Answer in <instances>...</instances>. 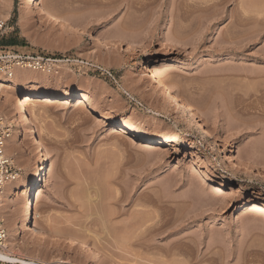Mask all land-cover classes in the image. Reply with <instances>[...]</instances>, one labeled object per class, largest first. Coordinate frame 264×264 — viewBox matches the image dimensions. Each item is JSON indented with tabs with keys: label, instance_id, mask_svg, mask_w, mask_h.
<instances>
[{
	"label": "rangeland",
	"instance_id": "rangeland-1",
	"mask_svg": "<svg viewBox=\"0 0 264 264\" xmlns=\"http://www.w3.org/2000/svg\"><path fill=\"white\" fill-rule=\"evenodd\" d=\"M132 4L30 0L29 27L14 11L0 18V50L53 57L54 71L75 79L8 108L32 161L46 164L16 256L221 264L206 255L213 240L232 249L229 264H264V0ZM11 185L0 189V216Z\"/></svg>",
	"mask_w": 264,
	"mask_h": 264
},
{
	"label": "bare ground",
	"instance_id": "bare-ground-1",
	"mask_svg": "<svg viewBox=\"0 0 264 264\" xmlns=\"http://www.w3.org/2000/svg\"><path fill=\"white\" fill-rule=\"evenodd\" d=\"M28 1H30V0H3V9L0 13L1 20L6 21V22L9 21L11 11H14V12H16V14L18 16V23L22 26L21 29L24 30L27 26L29 27V25H28L29 21L26 17V5H27ZM124 1L127 3V5H129V4L133 5L132 4L133 0H124ZM254 7H255V5H254ZM256 8H258V6H256ZM255 23H256V21H255ZM127 26H129V27H126L129 30L134 29V25L131 26V24H128ZM26 34H28V33H26ZM32 37L34 38V36H32ZM35 44H37V43H35ZM41 45H43V44H41ZM262 59H264V58H262ZM262 63H264V60H262ZM22 73L23 74L25 73V74H24V77L22 78V80L19 81L18 87L9 88V87H5V86L0 85V128L3 129V132H1V133L4 135V141H5V143H4V154H7V156L10 159H12L14 162L20 164L21 168L23 170V175L17 181L13 182L11 185V188L14 191V195H13V198L11 199V203L9 204V209L4 211L5 213L3 212V215L0 216V220L3 222V226L7 230V237H6V239L2 245V248L0 249V262H3L5 264H44L42 262H37L36 260L35 261L34 260H24V259L18 258L16 256V251L17 252L22 251V249L25 248V244H23L20 240L17 239L18 227L21 224H23L26 220L29 219L34 198H37V195H36L37 181H38L42 171L44 169H46V167H45L46 164H45V161H44L42 155H38L37 160L35 162L32 161V159L30 158V154L28 153L27 149L22 144V141L18 138V132L16 131V128L19 126V124L17 121L11 120L12 117H10V115L8 113V108H10L12 106L20 108L29 102H35L34 99H32V98L39 97L41 93L48 92L55 85L60 86L59 84H61V83H62V86L71 85L73 82H75V79H73L72 77H66V75H60L59 73H56V71H54V72H50V71L39 72V71H29L28 70V71L19 72L17 74V76L19 77V75ZM21 76L22 75H20V77ZM255 76L257 77V75H255ZM259 77H262L261 74H259ZM56 81L59 84H57ZM261 87H262L261 89H263V90L258 92V93H261V96L263 97L264 96V88H263L264 84ZM256 91H258V90H256ZM248 94H250V93H248ZM248 94L244 93L243 96L246 97V95H248ZM236 95H238V94H236ZM243 96L239 95L238 98L243 99L244 98ZM174 98H175V96L172 93L166 92L164 94V97H163V102L165 104L170 105V104L174 103V100H173ZM247 98H249V97H247ZM227 109H229V108H227ZM262 111H264V110H262ZM27 113L30 116V118L35 119L39 115L38 107L31 103V106L28 107V109H27ZM173 113L177 114L178 117H183V114L179 109H175V112H173ZM195 113L196 114H203V111L198 109V110H195ZM261 113H263V112H261ZM263 117H264V115H263ZM5 151H6V153H5ZM241 156L245 157V155H241ZM40 166H41V168H40ZM17 186H19V187L17 188ZM2 194H0V195H2ZM259 198H260V194H258V193L253 194L251 204H254V207H256L255 204H258L257 201L259 200ZM31 230L32 231L29 234L30 235L29 239L33 241L34 239H36L37 229H36V227H34V228H31ZM213 242L214 241L212 240V244H213ZM212 244L209 243V247L207 248L208 251L206 252V255L208 254L209 256H211V257L208 256V258L211 259L215 263H218L217 261H219V262H221V264H229L230 259H231V255H232V249L231 248L225 249V246H224L225 251L222 252L223 250L221 249L222 250L221 252L224 254V257L222 256L223 257L222 258L220 256L221 258L219 257V259H218L219 254L217 255L216 253H220L219 252L220 250L218 249L219 250L218 251L217 250L218 247L215 248V246H213ZM214 244H216V242ZM197 245H199V244H196L195 246H197ZM198 247L199 246H197V249H198ZM247 247H249V246H247ZM246 250H247V248H246ZM246 250H244L243 255L249 253L248 250L247 251ZM239 251H241V249ZM222 253H220V254L222 255ZM240 256H241V254H240ZM202 257H204V256H202ZM243 257L244 256H241V258L237 257L238 263L241 262L240 264H242L244 262ZM55 263L56 264H78V262L75 263L71 259L69 260V258L68 259H59L58 258V260Z\"/></svg>",
	"mask_w": 264,
	"mask_h": 264
},
{
	"label": "built area",
	"instance_id": "built-area-1",
	"mask_svg": "<svg viewBox=\"0 0 264 264\" xmlns=\"http://www.w3.org/2000/svg\"><path fill=\"white\" fill-rule=\"evenodd\" d=\"M4 23L0 22V35H2ZM59 60L53 57L38 54H20L10 49L0 50V85L7 86L10 82L22 80L17 74L21 71H54ZM0 128V189L17 181L22 173L12 159L4 154V135ZM7 237V230L0 220V249Z\"/></svg>",
	"mask_w": 264,
	"mask_h": 264
}]
</instances>
